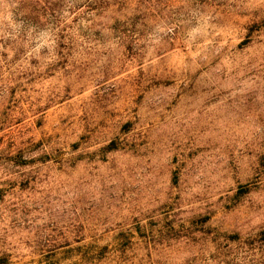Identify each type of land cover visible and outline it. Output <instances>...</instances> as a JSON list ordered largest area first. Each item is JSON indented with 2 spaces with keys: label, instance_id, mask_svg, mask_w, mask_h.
I'll return each instance as SVG.
<instances>
[{
  "label": "rangeland",
  "instance_id": "obj_1",
  "mask_svg": "<svg viewBox=\"0 0 264 264\" xmlns=\"http://www.w3.org/2000/svg\"><path fill=\"white\" fill-rule=\"evenodd\" d=\"M0 264H264V0H0Z\"/></svg>",
  "mask_w": 264,
  "mask_h": 264
}]
</instances>
